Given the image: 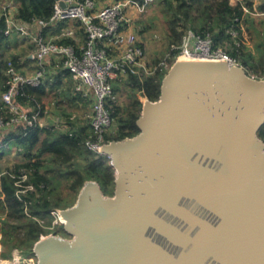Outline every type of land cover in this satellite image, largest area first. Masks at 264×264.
Returning a JSON list of instances; mask_svg holds the SVG:
<instances>
[{
  "label": "water",
  "instance_id": "obj_1",
  "mask_svg": "<svg viewBox=\"0 0 264 264\" xmlns=\"http://www.w3.org/2000/svg\"><path fill=\"white\" fill-rule=\"evenodd\" d=\"M136 124L101 150L112 194L85 181L37 264H264V78L177 60Z\"/></svg>",
  "mask_w": 264,
  "mask_h": 264
},
{
  "label": "trees",
  "instance_id": "obj_2",
  "mask_svg": "<svg viewBox=\"0 0 264 264\" xmlns=\"http://www.w3.org/2000/svg\"><path fill=\"white\" fill-rule=\"evenodd\" d=\"M99 3L106 0H96ZM118 1V0H116ZM143 2V0H137ZM157 2L159 10L165 17L163 0ZM14 6V20L31 33H40L49 38L66 28L75 29L74 37L53 39L59 45H72L74 48L83 41L84 33L76 20H62L41 28L38 20L48 21L53 11V0H10ZM149 2V3H150ZM167 31L163 39L161 58L169 63L179 52L183 34L187 30L201 33L208 31L216 45L224 50L255 78H264V25L256 30L251 13L264 12V0H239L230 5L228 0H167ZM148 3V5H149ZM147 5V6H148ZM245 6L247 11L242 8ZM1 10V9H0ZM154 17V18H153ZM156 19V16H152ZM151 19L150 21L152 22ZM257 31L260 40L254 49H249L241 39V25ZM150 26V24L148 25ZM6 22L0 20V156L14 146L21 159L12 168L3 169L0 165V258L9 259L13 250H22L27 257H35L34 244L41 236L56 233V226L49 229L53 217L51 211L65 209L74 204L79 189L87 180L98 182L102 192L111 195L114 188V167L106 156L88 151L83 143L93 136L89 118L83 115L90 112L89 101L80 93L74 92L75 80L72 74L62 66V61L48 59L43 65L45 75L38 86L22 85L20 93L13 97V103L27 114L28 121L19 120L10 123L15 116L2 101L1 95L7 90L5 83L7 62L11 61L22 74L39 68L36 59L30 54L35 45L30 38L12 33L4 35ZM235 31L231 35L229 31ZM34 31V32H33ZM239 40V46L234 41ZM24 45L17 48L19 43ZM140 46L145 54L142 43ZM152 61V60H151ZM166 71L158 68L151 76L141 80L137 75H130L129 86L123 76L112 81V96L106 106L114 122L117 123L111 140L133 137L138 132V119L142 104L135 99V94L151 101L157 100L161 82ZM120 91L125 92L127 100L118 102ZM52 92V98L45 104L43 97ZM83 112V113H82ZM257 136L264 142V124L257 131ZM21 173L26 179L20 186L15 182ZM33 189L19 193L26 185ZM70 190L74 195L61 201L59 198ZM29 202L27 203L28 199ZM25 203L29 206V216ZM59 226H62L59 224ZM63 236H67L64 231Z\"/></svg>",
  "mask_w": 264,
  "mask_h": 264
},
{
  "label": "built area",
  "instance_id": "obj_3",
  "mask_svg": "<svg viewBox=\"0 0 264 264\" xmlns=\"http://www.w3.org/2000/svg\"><path fill=\"white\" fill-rule=\"evenodd\" d=\"M53 11L48 21L38 20L37 26L41 28L48 24H57L62 20H76L83 29V41L74 48L72 45H59L53 39L60 37H74L75 29L66 28L58 35L44 38L40 33H31L24 26L14 20V12L9 7L3 6L0 10V20L3 16L6 22L4 35L17 33L30 38L35 49L30 54L37 60L39 68L26 74L19 72L11 61L7 62L6 85L7 90L1 98L11 112L15 114L10 123L27 119V114L13 103V97L20 93L22 85L38 86L44 78L45 72L42 65L48 59L62 61V66L73 76L76 84L74 92L89 101L90 112L85 113L93 129V136L85 139L83 146L86 150L101 154L103 146L110 142V136L115 132L117 123L113 121L106 103L112 96V81L118 76L126 78L129 86V76L137 75L141 80L147 79L158 68L168 71L172 64L185 58L188 61H220L229 65L241 66L238 61L230 56L223 48L216 45L211 34L203 30L196 33L187 30L178 47L179 52L169 63L165 58H156L151 61L144 59V52L140 40L133 29L135 18L144 13L147 5L152 0H110L103 3L96 0H53ZM167 1V0H165ZM239 0H236V4ZM230 4V5H234ZM246 12L245 6H242ZM234 35L235 31H229ZM235 46H239L234 41ZM3 121L0 119V125ZM32 121H28L31 125ZM26 174L21 173L17 186L25 181ZM31 184L26 185L19 193L32 190ZM28 199L27 203L29 202ZM25 203L26 213L29 216V206ZM53 217L49 229L63 222L61 209L51 211ZM42 237V236H41ZM16 263H13V258ZM32 258L24 255L22 250H13L9 259L0 258V264H31Z\"/></svg>",
  "mask_w": 264,
  "mask_h": 264
},
{
  "label": "rangeland",
  "instance_id": "obj_4",
  "mask_svg": "<svg viewBox=\"0 0 264 264\" xmlns=\"http://www.w3.org/2000/svg\"><path fill=\"white\" fill-rule=\"evenodd\" d=\"M109 1L110 0H106L103 3H106ZM256 1L257 0H254V2ZM228 2L229 4H234L236 0H228ZM6 4L9 7L10 12H14V6L10 2V0H0V9L3 6H6ZM162 5L165 9V17L162 16L158 8L159 5H157V2L154 1V2H150L145 12L138 15L134 20L133 29L135 33H137V36L139 37L140 42L143 44L145 48L144 59L149 61V64L151 63V60H154L158 57L160 58L161 50L163 48L164 35L167 31V19H168V14H167V9H166L167 2L163 0ZM152 16H156L157 18L153 19L154 17L152 18ZM250 16L254 20L255 29L262 30L263 25H264V12L263 13L253 12L251 13ZM151 19H153L152 22L150 21ZM149 24L150 26H148ZM250 26L251 25L247 27V25L245 24L241 25V39L245 46H247L249 49H254L256 43L260 40V38L257 36L258 35L257 31H255L253 28H250ZM24 39L26 40V37ZM235 41H237L238 43L240 42L239 40H236V39ZM23 45L24 43L21 42L17 45V48H20ZM218 46L224 49L222 45H218ZM131 88L132 87L127 86L128 92L132 94L133 90ZM125 96H126L125 92L120 91V94L116 98H118V102H123L127 100ZM51 98H52V92L46 94L43 97L44 103L48 104ZM135 99L136 101L142 104L146 98L135 94ZM85 113L86 112H84L83 115H85ZM20 159H21V155L18 153L17 149L14 146H12L7 153L1 154L0 165L3 167V169L12 168L13 165L16 162H18ZM74 194H75L74 191L70 190L68 193L61 196L59 200L64 201ZM49 234H63L62 226H59V224L56 225V233H49ZM29 258H32L33 263L31 262V264H37L36 257L31 256ZM13 262H14V258H13Z\"/></svg>",
  "mask_w": 264,
  "mask_h": 264
},
{
  "label": "bare ground",
  "instance_id": "obj_5",
  "mask_svg": "<svg viewBox=\"0 0 264 264\" xmlns=\"http://www.w3.org/2000/svg\"><path fill=\"white\" fill-rule=\"evenodd\" d=\"M179 61H188L187 59H185V58H180V60ZM63 220V219H62ZM16 258L14 257V262L13 263H16Z\"/></svg>",
  "mask_w": 264,
  "mask_h": 264
}]
</instances>
